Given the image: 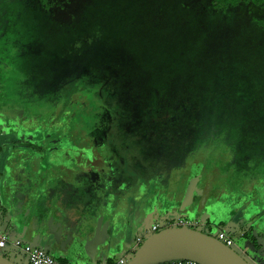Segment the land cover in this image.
<instances>
[{"label":"rangeland","instance_id":"obj_1","mask_svg":"<svg viewBox=\"0 0 264 264\" xmlns=\"http://www.w3.org/2000/svg\"><path fill=\"white\" fill-rule=\"evenodd\" d=\"M56 1L47 9L38 0H0V61L9 64V73L0 72V103L9 106L7 114L15 111L31 119L25 120L27 126H20L22 130L31 127L49 106L50 116L53 107L71 109V122L91 136L86 144L105 168H83L70 152L51 156V161L57 158L55 161L67 164L68 170H56L59 167L53 164L51 172L44 173V188L40 191L39 181L30 178L26 188L32 195L35 190L43 198L52 194V183L62 209L77 213L92 209L107 196L125 199L122 214L131 203L135 205V196L144 191L151 197L158 194V189H172L187 198L183 192L188 184L180 182L185 179L181 172L184 164L189 165L187 159L192 161L196 153L194 164L210 160L209 169L221 174L219 165L224 179L231 176V171L226 170L235 160L240 164L241 159H246L249 162L243 172L254 175L245 179L248 186L264 182L263 7L240 6L227 11L226 23L231 30L226 32L230 38L226 41L236 45V36L243 40L242 46L235 49L238 44L233 45L229 51L242 56L228 54L224 59H212L204 56L203 43L218 34L223 12L209 11L201 0ZM47 62L51 67L45 73L57 69L67 74H56L49 80L41 75L25 78L13 74L24 65L41 66ZM79 85H84L82 90ZM70 96H84L86 101ZM227 98L230 106L225 103ZM235 98L250 108L259 106L258 114H249L252 121L240 123L233 117L238 110ZM7 119L16 122L14 118ZM5 140L0 139V148L5 144L0 151V213L9 159L15 150L35 146L33 141L13 144L11 139ZM13 145L16 149L12 151ZM34 163L40 165L41 161ZM201 175L205 176L204 170ZM243 177L228 178L229 189L224 191L236 196L235 182ZM241 184V188H249ZM183 202H172V207L195 206L187 214L199 221L196 230L212 236L225 231L234 238L233 248L250 264H264L262 221L245 220L244 211L236 209L237 200L228 201L229 210L235 212L225 218L219 217L215 208L213 211L204 204ZM158 205L152 204L149 214L143 211L148 215L147 227L151 228ZM260 206L264 208V204ZM162 213L156 219L159 223L168 219ZM180 213L175 208L169 216H186ZM0 228L9 241L0 253L17 264H28L27 256L12 246L23 236L2 222ZM135 237L129 230L124 248L113 259L125 256L130 260L140 247ZM46 250H50L48 246Z\"/></svg>","mask_w":264,"mask_h":264},{"label":"flooded vegetation","instance_id":"obj_2","mask_svg":"<svg viewBox=\"0 0 264 264\" xmlns=\"http://www.w3.org/2000/svg\"><path fill=\"white\" fill-rule=\"evenodd\" d=\"M69 98H72L74 100H77L83 103H85L86 101L84 96H82L79 99L75 96L74 97L70 96ZM6 108L9 109V106L0 104V139L2 140L6 139L7 141L11 139L13 144H15L16 141H19V140L33 141L35 143V146L30 145V146H27V148H21L20 151L15 150L16 147L13 145L12 151L15 150L14 154L20 153L24 158H26L25 159L26 163L24 162V164L27 166V168H29L30 170L37 169V172L38 173L40 172L39 177L36 178L37 181H39L38 182L39 186H37L39 188V189L37 188L38 191L44 188V185L42 184L44 173L51 172L49 168H51L53 164L57 163L58 165L57 167L59 168H57L56 170H59V169L66 170L68 168L67 164H65L64 162L55 161L57 158L51 161L50 160L51 156L56 157V155H61L64 152H70L73 155L72 157H75L79 162L78 164L83 168L89 167L91 165L100 170H103L105 168V166L102 164L101 161H96L94 159L93 157L94 153L88 146L89 145L88 142L91 136L88 133L84 132L82 129L74 126L73 123L71 122V119L73 116L71 115L72 113L71 109H67L65 106L63 108L56 106V107H53L54 111L52 115L50 116L52 108L50 109V106H49L47 107V110H42V113L40 114V116L38 115L39 117L37 116L34 119L32 124L30 123L31 127H26L27 128L26 130L25 129L22 130L20 129V126L21 125L22 126L24 125L23 127L27 126L25 123V120L27 122V121H30L31 119L28 120L27 117L24 118V116H19L17 115L15 111L14 112L12 111V114H7L8 111H6ZM82 109L83 111H85V107H83ZM7 118H14L16 122L9 121ZM3 146H5V144ZM3 146H1L0 148L1 153L4 150ZM200 148H201V145H200ZM36 152L38 153V155ZM32 158H34L33 162L31 160ZM196 158H197V153L194 156V159L192 161L191 159L190 160L187 159L186 162H189L188 166L184 164V166L182 167L184 173L183 172L181 173L183 174V177L185 179H181L180 182L185 180V183L188 184L186 185L187 187L185 189V192H183L187 197H189V201L187 200L186 203L188 202L190 203L191 201H194L195 203H197V206H199L200 204L201 205L204 204L205 206H207V208L211 207L212 210L215 208L218 210L217 215L219 217L225 218V216L226 217H229L230 215L232 216L235 212L234 210L233 211L229 210L231 205L228 204V201L237 200L236 209L244 211V214H246L245 215L246 217H244L245 220L247 221L257 220V223H260L261 221L264 220V208L262 209V206H260L261 204H264V182H261L260 184L256 182V184H253L252 186L249 187L248 182H245L246 181L245 180L246 178H245L241 181V183L242 182L245 183L244 185L248 186L249 188H245L244 186L243 187L245 189L241 188L242 184L241 183L236 184L235 182V185H237V188H234L235 189L234 192H237L236 196L228 195L224 191V189L225 188L229 189L228 188L229 186L228 178L230 179L231 177H233L232 174L231 176L226 175L227 177H225L224 179L223 178L224 173L222 174V172L224 171H222L223 170L222 168L218 167L219 165L217 166V168H219V172H221V174L217 175L216 172H212L211 169H209L210 160H207L206 162L204 161L202 163L198 162L197 164H194L193 162L196 160ZM38 159L41 161L40 165H38V163L37 164L34 163ZM49 160L51 162H49ZM42 161H43V164H42ZM202 169L205 172V176L201 175V172L203 171ZM9 170L10 168H9V162H8L6 176L8 175ZM52 170L55 171V169L53 168ZM231 173H232V170H231ZM252 176L254 175H250L249 177H252ZM30 178L31 177H29V179ZM45 178L48 179V176H45ZM29 179L26 180V184ZM231 180H234V179L232 178ZM4 184H6V178H5ZM53 186L54 185L51 183L50 192L52 194L45 195L44 198L41 197L42 196L41 193L40 195H37V190H35V193L33 195H30L27 198L26 207L29 208L28 213L31 212V213L41 214L46 208H48L49 210L51 209V207L53 206L51 203H53L56 200L55 197L59 198L58 193L56 195L53 194L54 193L53 190H55ZM144 192L145 193L142 192V194L137 195L134 198L135 204H137L140 207L139 210H141V213H142L141 217L142 219H144V223L148 220V217H147L148 215L145 216L144 214L150 213V211L152 210V204L153 206L156 204H160L157 207V211H156L157 214L162 213V212H164L163 214H167L166 212L170 213L173 210H175V208L176 210H179V211H181L182 209L194 211L195 209V206L187 207L186 204H184L182 207H179V206L172 207V204L174 203L175 200H179V199L184 200V198H182L183 197L182 192L180 191L178 193L176 192L177 195L176 194L174 195L173 200H170L171 196L163 197V194L165 192H169L168 189H164V188L158 189L156 192L158 194L156 195L154 193L152 194L151 192H149L150 194L153 195L151 197H147L145 195L146 191ZM154 202H156V204ZM145 210L146 212L143 214V211ZM67 213L68 212H66L65 214ZM169 219H172V218L170 217ZM241 219L243 218L242 217L238 218V220H241ZM244 235L245 234L242 233L241 236L244 237ZM138 236L139 234H137L135 237V240H134L135 243H136V238ZM35 245H40L45 250H46V247L48 246V245L43 244L42 242H39V244L37 243ZM48 247L50 250H46V251H48L53 256H55L51 247L50 246ZM250 257L252 256L250 255Z\"/></svg>","mask_w":264,"mask_h":264},{"label":"crops","instance_id":"obj_3","mask_svg":"<svg viewBox=\"0 0 264 264\" xmlns=\"http://www.w3.org/2000/svg\"><path fill=\"white\" fill-rule=\"evenodd\" d=\"M25 159L20 153L13 154L9 159L10 170L5 177L6 184L1 193L4 206L0 213V222L11 226V230L15 232L19 231L23 236L20 239L33 244L42 242L50 246L57 262H60L57 264L66 261H73L74 264H104L103 261H106L113 264L121 258L127 259L125 256H120L118 260L113 258L124 248L129 230H133L136 236L150 229V226L147 227L146 222L144 223L142 213L139 215L140 207L137 204L131 203L127 212L122 214L124 205H127L123 202L125 199L119 201L116 198L109 199L107 196L103 203L99 202L92 209H84L78 213L72 208V211L62 209L57 197L51 203L53 206L50 210L46 208L41 214L28 213L26 202L32 193L26 188V180L29 177H39L40 172L38 173L37 169L27 168L24 164ZM175 194L176 192L170 189L163 194V197L171 196L170 200H173ZM109 202L111 204L107 206ZM185 210L182 209L180 214L190 212ZM63 211L68 213L65 214ZM166 213L164 215L170 217L169 212ZM160 214L156 215L151 226L157 222L156 219H159L157 216ZM107 242L113 244L112 249L107 250L105 247Z\"/></svg>","mask_w":264,"mask_h":264},{"label":"water","instance_id":"obj_4","mask_svg":"<svg viewBox=\"0 0 264 264\" xmlns=\"http://www.w3.org/2000/svg\"><path fill=\"white\" fill-rule=\"evenodd\" d=\"M187 200L189 197H184L185 203ZM260 227L264 229V220ZM105 247L112 249L113 244L107 242ZM176 260L198 264H250L243 255L216 236L188 227L163 228L149 234L127 264H166ZM0 264L17 263L0 253Z\"/></svg>","mask_w":264,"mask_h":264},{"label":"trees","instance_id":"obj_5","mask_svg":"<svg viewBox=\"0 0 264 264\" xmlns=\"http://www.w3.org/2000/svg\"><path fill=\"white\" fill-rule=\"evenodd\" d=\"M38 1L47 9H50L54 6V4L55 5L57 4L56 0H38ZM65 1H68V0H65ZM201 1H202L201 5L207 6L209 11H210V9H212L216 12H223V15L219 18V21L217 20L219 24H222V26L220 27V29L218 31V34L215 37H213L211 40L209 37V40L205 41L203 43V50L205 51V53L203 52L204 56H206V57L210 56L212 59H218V58L224 59V58L228 57L229 55L233 56V57H238V56L241 57L242 54L237 55L236 52L229 51L230 47L234 48L233 45H235V44L229 43L230 41H226V40L230 39L226 32L231 30L230 27L228 26V23H226L228 20L227 11H229L230 9H233V8H238L240 6H243V7H252L253 6V7H263L264 8V0H201ZM60 3H62V2H59V4ZM225 13H227L226 14L227 17L225 16ZM236 37L239 38L238 42L240 43V44L237 43L238 45L236 44L237 47L235 49H238V47L242 46L241 43H243V40L240 38V36H236ZM233 39H235V38H233ZM225 41H226V43H224ZM225 44H226V46H225ZM225 53H226V55H223ZM222 63L225 65L231 66L230 64H226L224 62H222ZM0 67L2 68V70H0L1 73H3V74L9 73L6 71L9 68V64H4V63H2V61H0ZM50 67H51V64H49L48 62L43 63L41 66L24 65L21 67V69L19 71L17 70L18 72H14L13 74H17V76H20V77L25 76V78L41 75L43 79H47V80H49V78H54L51 76L56 75V74H60L61 77H64L67 74L64 71L57 70V69L51 70L53 74L51 72L45 73V71L49 70ZM85 67H88V65H85ZM89 75L94 76V74H89ZM78 87H80V89L82 90V87H84V85H81V86L79 85ZM225 103H226V105L230 106V104H229L230 102H229L228 98H227ZM0 104H2V103H0ZM234 105L236 107H238V110L234 111L233 117L235 116L240 123L252 121V118L249 116L250 112H252V113L256 112V114L259 113V111H258L259 106L257 108H256V106L250 108V107L246 106L242 100L237 99V98L234 99ZM201 144H202V142H201ZM238 161L235 160V162L233 164H231V167L227 169L230 171L232 170V176L233 177L235 176V178L238 179L239 177L244 176L242 179H245L249 175H253V174H246L245 175L243 172L246 169L244 167H247L246 164L249 161H247L246 159H241L240 164H238ZM254 173H255V169H254ZM239 183H241V180L238 181V183L236 182V184H239ZM5 257H7V256H5ZM107 264H112V262H108Z\"/></svg>","mask_w":264,"mask_h":264},{"label":"built area","instance_id":"obj_6","mask_svg":"<svg viewBox=\"0 0 264 264\" xmlns=\"http://www.w3.org/2000/svg\"><path fill=\"white\" fill-rule=\"evenodd\" d=\"M164 224L162 227L161 225ZM200 223L198 220L189 217V216H179L177 219H166L163 223H159L158 221L154 223L150 229H147L144 233L147 236L149 234L155 233L160 231L163 228H170V227H188L193 228L198 226ZM143 234L139 235L136 238V245L139 246L143 243L144 236ZM216 238L227 246L232 247L235 245L234 238L232 235L226 233L225 231H219L216 235ZM8 236L3 229L0 228V249H4L8 244ZM13 247L21 250L26 256L28 264H57V259L51 253L46 251L43 247L27 243L23 239H16L13 244ZM128 259L121 258L118 261L114 262L113 264H127ZM166 264H198L193 261H185V260H176L171 261Z\"/></svg>","mask_w":264,"mask_h":264}]
</instances>
